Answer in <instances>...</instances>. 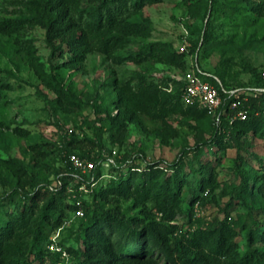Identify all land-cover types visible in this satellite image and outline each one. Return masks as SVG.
<instances>
[{
    "label": "rangeland",
    "instance_id": "obj_1",
    "mask_svg": "<svg viewBox=\"0 0 264 264\" xmlns=\"http://www.w3.org/2000/svg\"><path fill=\"white\" fill-rule=\"evenodd\" d=\"M4 1L0 0V24L7 18L19 20L25 27L13 36L0 32V80L11 86L0 101V204L8 213L15 210L9 198L19 184L25 185L28 191L35 182L51 189L72 173L63 161L61 150L71 140L65 133L74 127L80 128L81 138L89 139L84 147L91 157L100 155L95 163L91 158L82 157L80 150L72 149L84 161L93 162L95 168L100 165L102 173L97 184L103 189L117 176L115 168L126 166V160L127 165L143 170L160 165L172 174V165L188 154L187 159L191 158L195 168H199L194 152L200 143L209 139V130L194 119L182 126L177 121L178 114L169 105H160L153 111L165 116L169 128L162 119L138 111L139 122H128L122 132L107 130L100 141L96 130L87 124L103 126L98 119H108L109 107L112 115H118L121 109L117 101L124 93H131L123 88L135 89L138 73H145L161 84L183 81L188 74L196 73L223 75L225 80L237 85H249L257 81L255 71L264 69V12L258 13V20L254 22L253 18L234 10L237 0H144L145 4L138 9L132 3L128 14L140 21L148 34L127 37L113 54L105 52L101 32L89 29H85L86 38L94 40L90 48L73 51L63 45L61 50H55L40 22L39 0H8L3 5ZM72 1L75 17L84 14V20L89 8L101 3V0ZM251 3L259 5L260 1ZM239 4L246 6L244 1ZM206 34L213 37L211 44H206ZM249 139L252 145L242 151L243 162L236 148L218 154L222 157L218 170L222 185L240 183L234 171L237 164L259 170L258 156L264 157V142L251 135ZM214 157L211 152L205 156L210 160ZM94 169L85 174L93 187L96 185ZM186 171L188 179H192L194 173L189 168ZM74 184L70 180L69 187ZM186 191L185 186L184 195ZM216 192L219 196L221 190ZM87 199L91 202L92 197L88 195ZM108 199L109 202L101 200L104 207H117L139 216L140 207L135 208L133 200L111 195ZM228 201L229 196L222 199L221 206L210 204L203 215L223 219ZM187 204L185 208L189 209ZM246 213L247 209L239 206L230 210L234 218ZM174 221L182 224L186 218L177 215ZM80 223L78 219L72 224L68 221L51 232L50 249L53 244L63 249L61 242L64 247L79 248V240L84 237ZM239 241L242 250H246L244 234ZM27 248L19 251L34 252L31 239ZM255 248L264 252L261 244H255ZM13 261L6 259L2 264Z\"/></svg>",
    "mask_w": 264,
    "mask_h": 264
},
{
    "label": "trees",
    "instance_id": "obj_2",
    "mask_svg": "<svg viewBox=\"0 0 264 264\" xmlns=\"http://www.w3.org/2000/svg\"><path fill=\"white\" fill-rule=\"evenodd\" d=\"M243 1L246 6L240 7L239 2ZM251 1L237 0L233 8L257 22L258 13L264 12V0H259V5H253ZM39 4L42 7L40 22L55 50H61L63 45L73 51L90 48L94 40L86 38L85 29L101 32L102 44L108 54L117 52L127 37L148 34L143 24L128 14L130 4L138 9L145 4L144 0H101L99 5L89 8L85 20L84 14L75 17L72 0H39ZM23 28L19 20L4 18L0 24V32L10 36L20 34ZM212 40L213 37L206 34V44H211ZM256 72L257 81L249 85H237L225 80L223 75L198 74L213 84L222 96L223 103L218 112L220 121L206 109L185 105L184 80L161 84L145 73H138L135 89L123 88L131 93H124L117 101L120 113L112 115L109 107L108 119H98L103 126L87 124L96 130L100 141L107 130L122 132L128 122H139L138 111L162 119L169 128L164 115L153 113L160 105H169L172 112L178 114L177 121L182 126L189 125V120L194 119L209 130V139L200 143L194 152L199 168H195L191 158L187 159L188 154L172 165V174L160 165H150L143 170L127 165L126 160L124 164L129 170L124 171L123 166L115 168L117 176L103 189L97 184L102 169L96 165L93 171L96 185L93 187L85 174H81V178L74 176L69 156L76 154L72 149H78L82 157L98 163L100 155L92 158L90 151L85 149L84 144L89 139L80 137V128H72L71 134L69 129L64 136H71V140L61 152L72 173L59 180L63 185L52 190L35 182L28 191L25 185L19 184L9 198L15 204V210L8 213L0 204V264L6 259L14 260L12 264H264V252L255 248V244L264 246V157L258 156L259 170L236 165L238 185L225 186L224 181L222 185L218 173L222 161L218 156L220 152L224 154L227 149L236 148L243 162L242 151L252 145L250 135L264 142V69ZM9 88V83L0 80V101ZM236 101H240V106L233 109L232 103ZM240 110L248 112L247 118L232 121ZM90 142L95 144L93 140ZM207 152H211L214 159L205 158ZM187 168L194 173L192 179H188ZM70 180L75 182L73 187H69ZM83 184L88 191L80 190ZM217 189L221 190L219 196ZM88 195L92 197L91 202ZM110 195L133 200V206L140 207L139 216H132L117 207H104L101 200L109 202ZM228 196L223 219L197 215V204L207 210L210 204L221 206L222 199ZM186 204L189 209L185 208ZM235 206L246 208V215L230 216V210ZM79 209L83 210V217H76ZM177 215H183L186 221L174 223ZM77 219L84 231V237L79 240L80 247H64L61 242V251L51 250L50 233ZM243 234L247 238L246 250H242L239 241ZM30 239L35 251L31 254L20 252L23 247L28 249ZM46 243L48 245L44 246Z\"/></svg>",
    "mask_w": 264,
    "mask_h": 264
},
{
    "label": "built area",
    "instance_id": "obj_3",
    "mask_svg": "<svg viewBox=\"0 0 264 264\" xmlns=\"http://www.w3.org/2000/svg\"><path fill=\"white\" fill-rule=\"evenodd\" d=\"M186 82V87L184 89V95H183V101L185 105L187 106H197L201 109H206L210 114H212L214 117L218 116V120L220 121V115H218V112L221 108V105L223 103L222 96L219 92V90L210 82L205 81L202 77H200L196 73H190L187 75V77L184 79ZM232 94L235 93V91L231 92ZM240 106V101H236L232 103V108L237 109ZM248 112L245 110H240L236 117L232 119V121L235 118H240L242 120H245L247 118ZM218 121V122H219ZM73 133V129L69 130V134ZM69 161L71 163L72 168L75 171L74 176L76 178H81V174H86L87 172H91L95 168V164L93 162L84 161L79 155L77 154H71L69 156ZM63 185L61 181L58 182V184L55 187H52L51 189L54 190L55 188H59ZM81 191H88L86 184H83L80 187ZM70 192H72V189H69ZM80 205V202H78ZM195 211L198 216L203 215V210L201 207L197 204ZM84 212L82 209H79L76 212V217H83ZM52 250L61 251V248H56L53 244L51 247Z\"/></svg>",
    "mask_w": 264,
    "mask_h": 264
}]
</instances>
